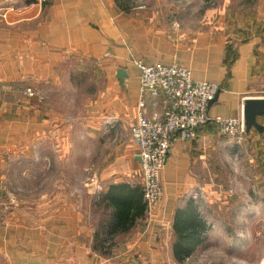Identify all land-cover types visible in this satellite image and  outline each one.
I'll return each mask as SVG.
<instances>
[{
  "label": "crops",
  "instance_id": "crops-1",
  "mask_svg": "<svg viewBox=\"0 0 264 264\" xmlns=\"http://www.w3.org/2000/svg\"><path fill=\"white\" fill-rule=\"evenodd\" d=\"M127 2L0 0V264H187L199 257L208 262L204 257L210 229L182 262L175 260L172 248L174 213L187 200L215 226L208 208L210 194L217 192L204 172L208 136L203 125L195 138L172 143L160 173L162 198L152 218H136L128 231L110 234L120 243L110 256L92 245L97 212L103 211L101 205L111 211L107 200L98 197L105 196L110 184L121 182L141 190L140 161L130 135L141 97L140 68L134 59L177 63L188 67L195 80L218 83L217 99L209 105L214 117H243L247 98L264 97V0L252 1L250 27L240 29H228L224 19L216 26L176 28L162 22L161 11L144 5L130 8ZM84 58L104 77L102 87L84 100L83 122L95 148L88 224L76 199L68 200L60 185L56 193L43 191L32 207L34 193L26 180L32 174L21 164L37 147L50 143L64 156L76 119H66L44 99L52 86L74 79L72 69ZM98 74L93 73L95 80ZM28 89L34 94L28 95ZM143 97L147 116L161 115L162 95L145 92ZM259 121L264 125V116ZM256 134L258 140L264 138V131ZM35 207L42 211L40 219L34 218ZM242 248H234V264H242ZM261 257V263L257 258L249 262L264 264ZM219 258L223 262L229 257Z\"/></svg>",
  "mask_w": 264,
  "mask_h": 264
},
{
  "label": "rangeland",
  "instance_id": "rangeland-1",
  "mask_svg": "<svg viewBox=\"0 0 264 264\" xmlns=\"http://www.w3.org/2000/svg\"><path fill=\"white\" fill-rule=\"evenodd\" d=\"M252 1L128 0L127 4L130 8L144 5V9L161 11L162 22L176 28L216 26L223 23L224 19L228 29H240L242 26L250 27L247 25H250V20L253 19ZM77 62L80 67L72 69L75 73L74 79L62 82L60 86H52L47 99H44L46 104L54 108L59 107L66 119H76V122L73 121L76 125L75 132L70 131L71 136L63 147L64 156L58 155L57 146L50 143L37 147L33 155L26 156L21 164L32 174V177L28 174L26 179L34 193L32 207L38 204V197L43 191L56 193L60 185V188L66 191L68 200L76 199L85 215L83 220L88 224V209L93 202L88 193L91 187L89 175L93 160L91 155H94L95 148L90 143L89 125L86 126L83 122L86 114L84 100L86 95L102 87L104 77L97 70L93 72L95 68L89 60L84 58ZM93 73H99L96 80ZM35 96L40 101L43 100L42 95ZM79 129H82L80 137ZM203 130L208 136L205 142L208 150L204 172L209 176L207 183L210 184V189L217 192L210 194L208 208L211 224L213 222L215 226H210L208 235L210 249L205 248L204 258L208 262L205 263L204 259L199 257L187 260V264H234L232 257L238 244L245 246L241 252L242 264H251L249 261L256 258L260 260L257 262L261 263L262 259L258 257L262 254L264 261V138L258 140L254 129L240 139L226 135L217 125H205ZM6 168L9 169V166ZM103 197L104 195H100L98 199L103 200ZM101 207L103 211L97 212L98 221L95 223L98 237L92 245L96 246L99 253L110 256L120 243L100 230L110 213L105 205ZM42 215V211L36 210L35 207L34 218L40 219ZM226 255L229 257L227 260L218 262L219 257ZM235 264L241 262L236 261Z\"/></svg>",
  "mask_w": 264,
  "mask_h": 264
},
{
  "label": "built area",
  "instance_id": "built-area-1",
  "mask_svg": "<svg viewBox=\"0 0 264 264\" xmlns=\"http://www.w3.org/2000/svg\"><path fill=\"white\" fill-rule=\"evenodd\" d=\"M134 63L140 68L141 97L130 135L140 161L145 216L149 219L162 198L160 173L174 141L195 138L197 129L208 121H214L223 133L238 139L246 129L243 117L209 114V102L220 89L218 83L195 80L188 67L177 63L145 64L140 59H134ZM145 92L162 95L161 115L147 116ZM27 93L34 94L31 89Z\"/></svg>",
  "mask_w": 264,
  "mask_h": 264
},
{
  "label": "trees",
  "instance_id": "trees-1",
  "mask_svg": "<svg viewBox=\"0 0 264 264\" xmlns=\"http://www.w3.org/2000/svg\"><path fill=\"white\" fill-rule=\"evenodd\" d=\"M213 122L208 121L203 126ZM104 200H107L106 204L111 211L107 219L103 221L100 230L108 235L126 232L134 224L136 218L145 217L146 205L142 189L140 190L137 186L131 187L124 182L110 184ZM173 228L175 231L172 244L174 258L177 262H182L204 240L210 225L196 212L192 200L189 199L184 206L176 209ZM97 237L98 232L96 231L94 240ZM93 248L96 249V246L93 245Z\"/></svg>",
  "mask_w": 264,
  "mask_h": 264
},
{
  "label": "water",
  "instance_id": "water-1",
  "mask_svg": "<svg viewBox=\"0 0 264 264\" xmlns=\"http://www.w3.org/2000/svg\"><path fill=\"white\" fill-rule=\"evenodd\" d=\"M218 96V91L210 100L211 105ZM259 116H264V97H249L245 100L243 105V121L246 132L254 129L261 133L264 131V125L258 120Z\"/></svg>",
  "mask_w": 264,
  "mask_h": 264
}]
</instances>
